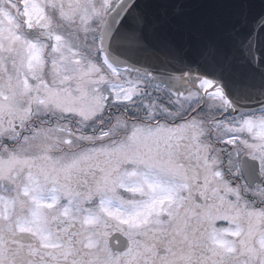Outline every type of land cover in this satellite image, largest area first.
<instances>
[{
  "label": "snow or ice",
  "instance_id": "snow-or-ice-1",
  "mask_svg": "<svg viewBox=\"0 0 264 264\" xmlns=\"http://www.w3.org/2000/svg\"><path fill=\"white\" fill-rule=\"evenodd\" d=\"M0 264H264V0H0Z\"/></svg>",
  "mask_w": 264,
  "mask_h": 264
}]
</instances>
